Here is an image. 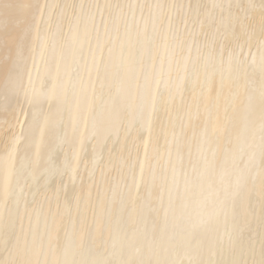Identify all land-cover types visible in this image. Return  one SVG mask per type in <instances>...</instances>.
<instances>
[{"label": "bare ground", "instance_id": "1", "mask_svg": "<svg viewBox=\"0 0 264 264\" xmlns=\"http://www.w3.org/2000/svg\"><path fill=\"white\" fill-rule=\"evenodd\" d=\"M0 264H264V0H0Z\"/></svg>", "mask_w": 264, "mask_h": 264}]
</instances>
